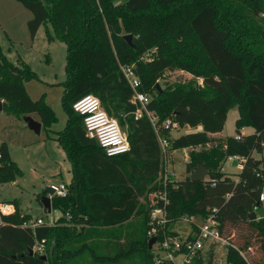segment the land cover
Listing matches in <instances>:
<instances>
[{
    "label": "trees",
    "instance_id": "obj_1",
    "mask_svg": "<svg viewBox=\"0 0 264 264\" xmlns=\"http://www.w3.org/2000/svg\"><path fill=\"white\" fill-rule=\"evenodd\" d=\"M18 1L33 13L28 21L33 40L49 20L56 38L67 45L64 104L68 123L58 132V140L72 163L73 178L67 196L52 198V211L63 214L53 225L25 226L31 216L22 214L17 202H10L15 212L0 218L4 222L0 225V264H74L86 252L106 263L148 252L155 264L149 248L152 205L148 193L164 187L159 184L163 170L159 134L169 133L165 118L181 128L201 127L171 139L174 149L212 144L201 151L193 149L186 163L187 176L176 186L168 185L171 221L167 231L173 233L185 214L206 217L217 208L219 229L228 242L227 263L264 264V218L249 217L263 207V160L254 153L264 152V0ZM245 9L252 38L243 46L234 35L237 31L240 36L239 28L245 23L234 16H243L240 11ZM127 34L133 35L135 48L125 40ZM175 44L195 49L176 51ZM151 50L150 58L137 59ZM128 64L141 80L137 90L151 97L145 107L133 100L136 90L123 69ZM177 69L192 74L194 80L176 85L167 81L164 90L157 86L167 79V72ZM34 77L28 65L9 61L0 46L3 109L15 115L37 114L43 129L50 131L56 121L52 108L42 98L34 100L24 84ZM196 79H202V84ZM90 95L99 99L110 118L120 113L129 116L127 153L108 155L97 139L89 137L84 115L72 116L74 103ZM233 105L240 113L237 135L241 138L212 137L224 130ZM243 126L254 132L242 135ZM76 144L83 151L78 157L72 152ZM0 155V183L11 182L18 167L6 142L0 146ZM234 156L244 159L238 180L223 170ZM199 165L209 170L205 181L191 179ZM137 219L143 221L141 233L132 234L121 245L106 243V252L97 251L101 243L96 242L94 229L111 230ZM44 239L46 260L30 253ZM258 244L260 255L248 259L245 252ZM194 264L211 261L200 256Z\"/></svg>",
    "mask_w": 264,
    "mask_h": 264
},
{
    "label": "rangeland",
    "instance_id": "obj_2",
    "mask_svg": "<svg viewBox=\"0 0 264 264\" xmlns=\"http://www.w3.org/2000/svg\"><path fill=\"white\" fill-rule=\"evenodd\" d=\"M126 1L127 0H118V3ZM240 12L244 13V15L241 17L234 16V19L245 23L246 17H249V12L246 9ZM32 18L33 13L18 0H0V46L2 52L9 61L19 66L28 65L34 72L35 77L25 80L24 84L27 92L34 100L42 98L43 101L52 108L56 121L51 125L48 133L52 132V136L55 137L58 136V132L65 129L68 123V113L64 104V82L67 79V45L65 42L56 38L53 24L49 20L40 27L33 40L28 26V21ZM246 23L245 26L242 25L239 28L242 31L240 32V36H237L239 35L237 31L234 35L243 46L247 45L248 38H252L249 32L250 27L247 25L248 28H246ZM244 27L246 30H244ZM183 46L182 44H175V50L185 49L186 52L190 53V51L195 49H189L188 46ZM151 55L152 50L141 54L137 59H148ZM129 68L131 69L132 65L129 66L128 64L124 66V70L131 78L134 74L128 72ZM190 80H194L192 74L177 69L167 72V79L160 80L157 85L164 90L167 87V81H169L171 85H176L179 84L180 81L184 83L183 81ZM201 80L202 79H196V83L201 82ZM71 113L74 118L81 115L77 113L74 106ZM31 115L40 121L37 114ZM239 117L240 113L238 107L236 105L230 107L222 132L223 137L236 136L238 134L237 119ZM23 118L24 115L9 114L6 108L0 110V146L3 142L8 144L11 159L18 167L16 177L13 181L0 183V203L17 202L21 213L31 216L32 220L29 222H34L41 217L45 222H54L55 224L63 214L60 210H53L50 213L46 212L38 198L45 195V190L49 185L55 184L58 186L63 182L66 184L71 182L69 181L71 174L67 171L69 162L66 160V154L62 148L59 149V151H61L59 154L61 155H58L59 151L51 148L48 144H43L42 140L47 133L45 129H43L42 133L37 134L28 127ZM113 119L120 124L128 140L127 135L131 127L129 116L120 113L119 117ZM166 119L168 118H165V120ZM249 128L250 130L253 129L249 126H243L240 132L249 134ZM195 129L196 128L189 126L182 128L169 127V133L167 135H159V143L162 150V169L163 171H167L173 183L177 184L187 176L186 163L189 161L193 149L194 151H201L212 146V144H207L204 146H196L195 148H173L171 139L190 131H195ZM88 135L89 137L97 139L94 135L89 134V132ZM165 140L168 141L167 144H165ZM73 148L74 150H72V152L75 153L76 157L83 152L82 148L77 144L74 145ZM254 155L263 160L264 167V152H255ZM223 170L233 179L237 178V174L241 171L236 165H233L230 160L224 163ZM61 171L63 172V177L60 175ZM153 196L154 192L151 190L148 193L149 205L154 201ZM175 227L182 237H185L189 231V225L185 223H179ZM142 228H144L143 221L137 219L129 222L123 227L111 230L94 229L96 242L101 243V246H97V251L106 252L104 248L106 243H118L121 245L124 241L129 239L132 234L141 233ZM234 233L235 231L233 230V235ZM224 238H226V236H224ZM227 245V242L221 241L211 245V247L207 246L204 251L205 261L208 262L210 260L211 264H228ZM249 251L248 253L245 252L248 259L251 255H260L259 244L255 245ZM74 264H152V261L148 252L135 253L129 258L121 259L113 263L99 262L93 259L89 252H86L77 257Z\"/></svg>",
    "mask_w": 264,
    "mask_h": 264
},
{
    "label": "built area",
    "instance_id": "obj_3",
    "mask_svg": "<svg viewBox=\"0 0 264 264\" xmlns=\"http://www.w3.org/2000/svg\"><path fill=\"white\" fill-rule=\"evenodd\" d=\"M131 69L129 68L128 72L134 74L133 68ZM124 72L129 78L133 88L136 90V94L133 98L134 102H139L143 107H145L150 102L151 97L146 93L137 90L141 85V80L135 75L130 78L125 70ZM73 106L77 112H80L84 115L85 127L87 128L89 134L94 135L95 138L99 140L103 148H106L108 155L115 156L127 153L129 151V143L121 129L120 124L113 118H110L102 110V105L97 97L93 95L86 96L75 102ZM136 114L138 117H140L142 115V110L138 109ZM153 120L156 122L158 119L153 116ZM163 124L166 127L181 128L177 122H174L169 118L166 119ZM236 138L239 139L241 136L237 135ZM164 142L165 144L168 143L167 140ZM231 158H234L238 161H244L243 158L238 156ZM159 179V184L164 185V187L153 191L154 201L151 204L152 208L150 210V223L152 227L148 232L149 238L154 236L157 237V240L152 248L155 254V264H194L198 257L202 256L205 258L204 251L207 246L211 247V245L221 241L225 243L227 242L219 229V222L218 218L216 217V213L218 211L217 208H213L211 213H209L206 217L194 214L183 215L176 225L179 223H185L189 225V231L185 237H182L179 234L175 227L176 225L172 228L173 233H169L167 231V225L170 223L171 218L168 211L170 200L167 194V187L170 183L176 186V183L172 182V178L170 175H168L166 170H162ZM207 179L208 177L205 180ZM215 181L216 180L213 179L212 183H215ZM54 187V196H67L69 185L62 183ZM261 201L264 202V192L261 195ZM15 210L16 208L13 203L1 202L0 218L2 215L13 214ZM66 216L71 218V214L69 212L66 214ZM3 223L4 222L1 220L0 225ZM45 224L53 225L54 222L47 223L43 218H38L34 222L25 223V226L35 228L39 225ZM46 249L47 247L45 239L38 241L33 248V250L40 255H45Z\"/></svg>",
    "mask_w": 264,
    "mask_h": 264
},
{
    "label": "water",
    "instance_id": "obj_4",
    "mask_svg": "<svg viewBox=\"0 0 264 264\" xmlns=\"http://www.w3.org/2000/svg\"><path fill=\"white\" fill-rule=\"evenodd\" d=\"M125 40L127 41L128 44H130L133 48L136 47V44L133 41V35L132 34H127L124 36ZM159 87V85H157ZM0 110H3V101H0ZM24 121L28 125V127L36 132L37 134H40L42 131L43 124L41 121L35 119L32 115H25L24 116ZM209 175V170L207 167L199 165L197 169H195L191 173V179L193 181H204L206 177ZM55 194V187L54 186H48L45 190V195H43L40 198V202L43 205V208L46 212H52V198ZM250 219L256 220L258 218H264V207H259L255 211L251 212L249 214ZM157 237H151L149 240V248L152 249L154 243L156 242ZM31 254H34L35 251L32 249L30 251ZM42 258L44 260L47 259L46 255H42Z\"/></svg>",
    "mask_w": 264,
    "mask_h": 264
},
{
    "label": "crops",
    "instance_id": "obj_5",
    "mask_svg": "<svg viewBox=\"0 0 264 264\" xmlns=\"http://www.w3.org/2000/svg\"><path fill=\"white\" fill-rule=\"evenodd\" d=\"M33 116V115H32ZM34 117V116H33ZM36 119V118H35ZM201 129V127H198V128H196L195 130H200ZM42 131H43V127H42ZM42 131H41V133H42ZM249 134L250 133H253L254 132V129H252V130H250V128H249ZM191 132V131H190ZM223 132V131H222ZM222 132H217V133H213L212 134V137H214V138H218V139H225V138H227V137H223L222 136ZM52 133V132H51ZM50 132L48 133V131H47V133H46V136H45V138L42 140L43 141V144H45V145H47L48 144V146L50 145L51 146V148H54L56 151H59V149L60 148H62L63 150H64V152H65V154H66V160L69 162V168H68V173L70 172V174H71V178H70V180L69 181H72V178H73V167H72V163H71V161L69 160V158H68V156H67V153H66V151H65V149L62 147V145L60 144V142H59V140H58V136H55V137H53L52 136V134H51ZM242 135H246L245 133H241ZM44 146V145H43ZM61 151H59L58 152V155H61V154H59ZM63 154V153H62ZM65 160V159H64ZM228 160H230L231 161V163L233 164V165H236L237 167H238V169L239 170H241L242 169V167H243V163H244V161H238V160H236V159H234V158H229ZM60 175L62 176L63 175V172L61 171L60 172ZM63 177V176H62ZM236 180H238V177L237 178H235ZM63 183H65V182H63ZM62 184V183H61ZM71 184V182L70 183H68L67 185H70ZM49 186H57V185H55V184H52V185H49ZM264 192V191H263ZM42 207H43V205H42ZM263 207H264V202H263ZM39 218H41V217H39ZM259 219V218H258Z\"/></svg>",
    "mask_w": 264,
    "mask_h": 264
},
{
    "label": "bare ground",
    "instance_id": "obj_6",
    "mask_svg": "<svg viewBox=\"0 0 264 264\" xmlns=\"http://www.w3.org/2000/svg\"><path fill=\"white\" fill-rule=\"evenodd\" d=\"M98 140V139H97ZM99 141V140H98ZM100 143V142H99ZM105 151H106V148H105Z\"/></svg>",
    "mask_w": 264,
    "mask_h": 264
}]
</instances>
